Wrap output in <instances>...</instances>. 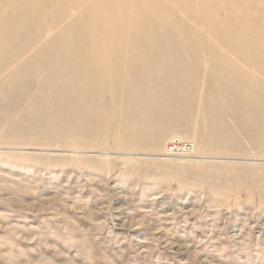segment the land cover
Instances as JSON below:
<instances>
[{
    "label": "rangeland",
    "instance_id": "1",
    "mask_svg": "<svg viewBox=\"0 0 264 264\" xmlns=\"http://www.w3.org/2000/svg\"><path fill=\"white\" fill-rule=\"evenodd\" d=\"M43 1L0 0V264H264V0H129L149 46Z\"/></svg>",
    "mask_w": 264,
    "mask_h": 264
},
{
    "label": "bare ground",
    "instance_id": "2",
    "mask_svg": "<svg viewBox=\"0 0 264 264\" xmlns=\"http://www.w3.org/2000/svg\"><path fill=\"white\" fill-rule=\"evenodd\" d=\"M87 0H73V3H74V5H76V7H78L79 6V8H80V4H82L83 2H86ZM129 1V0H128ZM127 1V2H128ZM132 1V0H131ZM146 1V0H145ZM148 1V0H147ZM146 1V2H147ZM156 1V0H155ZM159 0H157V2H158ZM169 1V0H168ZM177 1V0H176ZM192 1V0H191ZM198 1V0H197ZM196 1V2H197ZM201 1V0H200ZM42 2H43V4H44V1L42 0ZM57 2V1H56ZM119 2V1H118ZM118 2H117V4H118ZM130 2V1H129ZM128 2V3H129ZM161 2V1H160ZM179 2H180V0H179ZM52 3H54V2H52ZM87 3V2H86ZM131 3V2H130ZM166 3V0L163 2V4H165ZM169 3V2H168ZM175 3H177V2H175ZM183 3V2H182ZM201 3V2H200ZM18 4V3H17ZM36 4V3H35ZM42 4V5H43ZM141 4H143V5H139V6H137L135 3H131V4H119V5H117L116 7L114 6H112L110 3H105L104 5H102V6H100V7H94L93 6V4H89V3H87V7L85 8V9H83V12L84 13H87V14H89L90 16L92 15L94 18H93V22H92V25L90 26V28H89V30H90V32H91V34L92 35H94V36H97V35H99V34H104V33H107L106 32V30H104L105 28H107V27H111V28H113L114 30H115V32L116 33H125L126 35H131V38L132 37H135L136 38V40L137 41H139L140 39H141V32H143V33H145L146 35H149V36H152L151 34H153V32L156 30V29H158V28H160L161 27V25L162 24H164L163 23V18H162V20H159V21H157V19L155 20V17H157V16H153L154 17V21L153 20H151V18H153V17H151L152 15H151V13H152V11L154 10V6L152 7H149L147 4H144V3H142L141 2ZM158 4V3H157ZM185 4H186V2H185ZM188 4V3H187ZM196 4V3H195ZM45 5V4H44ZM160 5V4H159ZM177 5V4H176ZM182 5V4H181ZM40 6V5H39ZM161 6V5H160ZM168 6V5H167ZM170 6V8H171V5H169ZM179 6V5H178ZM202 6V5H201ZM44 7V6H43ZM53 7V6H52ZM156 7H159V6H156ZM163 8L165 7V6H162ZM181 7V6H180ZM157 10H158V8H156ZM167 10H169L168 9V7L166 8ZM177 9H178V7H177ZM186 9V8H185ZM159 10H160V7H159ZM164 11H165V8L163 9ZM180 10V9H179ZM178 10V11H179ZM201 10V9H200ZM162 11V10H161ZM164 11H162L161 12V15H162V13L164 14ZM170 11H172V10H170ZM181 11V10H180ZM156 12V11H155ZM159 12V11H158ZM166 12V11H165ZM169 12V11H168ZM175 12H177L176 10L174 11V14H175ZM112 14V15H110V14ZM154 13V12H153ZM171 13V12H170ZM170 13H168V14H170ZM166 14V13H165ZM154 15V14H153ZM160 15V16H161ZM107 16H109L111 19H109V18H107ZM165 16H167V15H165ZM172 16V15H171ZM174 16V15H173ZM187 16V15H186ZM175 17V16H174ZM185 17V16H184ZM102 18H106V20H104L103 21V19ZM157 18H159V17H157ZM171 18V17H170ZM161 19V18H160ZM165 19H166V17H165ZM176 19V18H175ZM178 19V18H177ZM177 19H176V22H177ZM182 19V18H181ZM24 20V19H23ZM161 21V22H160ZM168 22L170 21V20H167ZM191 21V20H190ZM106 22H110L111 23V25H106L105 23ZM173 22L174 23H176L175 22V20H173L172 21V24H173ZM179 22H180V20H179ZM61 23V22H60ZM108 24V23H107ZM181 24V23H180ZM164 26V25H163ZM167 26L168 25H166V27L165 28H163L164 29V31L166 30V28H167ZM174 26V25H173ZM173 26H171V27H173ZM177 26H179V23H178V25ZM188 26H189V24H188ZM5 27H7L6 25H5ZM169 27H170V24H169ZM169 27L167 28L168 30H169ZM170 27V28H171ZM174 28V27H173ZM172 28V29H173ZM193 28V27H192ZM110 29V28H109ZM175 29V28H174ZM173 29V30H174ZM177 29V28H176ZM180 29V28H179ZM189 29H191V28H189ZM194 29V28H193ZM196 29V28H195ZM194 29V30H195ZM8 30V29H7ZM161 30H162V28H160L159 29V31L158 32H160V33H162L161 32ZM168 30H166L165 32H167ZM193 30V31H194ZM176 31V34H178V30H175ZM183 31H184V29H183ZM191 32H192V29L190 30ZM42 32V31H41ZM164 32V33H165ZM169 32V31H168ZM167 32V33H168ZM160 33H159V35H160ZM170 33V35H172V34H174V33H172L171 34V32H169ZM181 33H183V32H181ZM187 33V32H186ZM134 34H136V36H134ZM184 34V33H183ZM85 35V34H84ZM144 35V34H143ZM142 36V37H146L147 38V36ZM158 35V34H157ZM190 36V35H189ZM234 36H235V34H234ZM238 36H240V35H238ZM41 37V36H40ZM124 37V36H123ZM166 37H167V35H166ZM165 37V38H166ZM179 37V36H178ZM94 38V37H93ZM115 38H116V36H115ZM122 38V37H121ZM128 38V37H127ZM149 38L150 37H148L147 38V40H146V42H145V44L147 43L148 44V41H149ZM160 38V37H159ZM162 38V37H161ZM164 38V37H163ZM163 38H162V40H163ZM236 38V37H235ZM239 38V37H238ZM238 38H237V40H238ZM240 38H241V36H240ZM42 39V38H41ZM91 39V38H90ZM105 39H106V37H105ZM179 39V38H178ZM177 39V41H179ZM103 40V39H102ZM141 40H145V38L143 39H141ZM224 40H226V39H224ZM236 40V41H237ZM240 40H242V39H240ZM93 41H94V39H93ZM101 41V40H100ZM135 41V40H134ZM158 41V40H157ZM160 41V40H159ZM171 41V40H170ZM181 41V40H180ZM192 41V40H191ZM196 41V40H195ZM235 41V42H236ZM96 42V41H95ZM106 42V41H105ZM141 42H144V41H141ZM167 42V41H166ZM176 42V41H175ZM182 42H183V40H182ZM239 42V41H238ZM237 42V43H238ZM240 42H242V41H240ZM116 43V42H115ZM125 43V42H124ZM133 43V42H132ZM137 43H139V42H137ZM151 44L152 43H154V42H150ZM186 43V42H185ZM175 44V43H174ZM133 45V44H132ZM137 45V44H136ZM144 45V44H143ZM143 45H139L138 47H140V46H143ZM157 45V44H156ZM169 45V44H168ZM180 45V44H179ZM195 45V44H194ZM88 46H89V44H88ZM106 46V45H105ZM148 46H149V44H148ZM160 46V45H159ZM93 47V46H92ZM129 47H130V45H129ZM146 47H147V45H146ZM152 47H153V45H152ZM94 48V47H93ZM135 48H137V47H135ZM144 48H145V45H144ZM144 48H142V51H143V49ZM151 48V47H150ZM149 48V49H150ZM155 48H156V46H155ZM159 47H157L156 49H158ZM91 49V48H90ZM138 49V48H137ZM141 49V47L138 49V50H140ZM147 49V48H146ZM166 49V48H165ZM30 50V49H29ZM87 50V49H86ZM113 50V49H112ZM132 50V49H131ZM130 50V51H131ZM151 50H152V48H151ZM153 50H154V48H153ZM142 51H141V54L140 55H142L143 53H142ZM146 51V50H145ZM149 51V50H148ZM155 51V50H154ZM160 51V50H159ZM89 52V51H88ZM87 52V53H88ZM127 52V51H126ZM151 52V51H150ZM150 52L148 53V54H150ZM162 52V51H161ZM97 53V52H96ZM152 53V52H151ZM128 54V53H127ZM147 54V53H146ZM154 54V53H153ZM133 55V54H132ZM135 55H136V52H135ZM139 55V54H138ZM139 55V56H140ZM145 55V54H144ZM143 55V56H144ZM160 55V54H159ZM245 54H243V56H244ZM86 56V55H85ZM127 56V55H126ZM138 56V57H139ZM153 56V55H152ZM161 56V55H160ZM135 57V56H134ZM136 57H137V55H136ZM145 57L148 59V57L145 55ZM145 57H141V58H144V59H146ZM150 57V56H149ZM124 58H125V56H124ZM129 58H131V56L129 57ZM140 58V59H141ZM162 58V57H161ZM242 58H244V57H242ZM122 59V58H121ZM126 59V58H125ZM132 59H133V57H132ZM139 58H136V59H134V62L136 63L137 62V60H138ZM150 59V58H149ZM155 59V58H154ZM127 60H128V58H127ZM127 60H124V62L125 61H127ZM141 60H143V59H141ZM140 60V61H141ZM161 60V59H160ZM120 60H119V57H115L113 60H111V63H118ZM139 61V60H138ZM154 61V60H153ZM130 62H131V64L132 63H134L133 61H131V59H130ZM93 63H94V61H93ZM93 63H92V65H93ZM121 63V62H120ZM135 63H134V65H135ZM139 63V62H138ZM142 63H143V61H142ZM82 64V63H81ZM122 64V63H121ZM130 64V63H129ZM137 64V63H136ZM144 64H146V63H144ZM144 64L142 65V66H144ZM256 64V63H255ZM125 65V64H124ZM141 65V64H140ZM165 65H166V63H165ZM259 65V64H258ZM82 66V65H81ZM97 66H99V65H97ZM112 66V65H111ZM118 66H120V65H118ZM122 66V65H121ZM130 66V65H129ZM132 66V65H131ZM131 66H130V69H131ZM136 66V65H135ZM134 66V67H135ZM167 66V65H166ZM92 67V66H91ZM104 67V66H103ZM138 67V66H137ZM136 67V68H137ZM146 67V65L144 66V68ZM147 67H148V65H147ZM163 67H164V65H163ZM252 67V66H251ZM258 67V66H257ZM143 68V69H144ZM154 69H155V67H153ZM152 68V69H153ZM111 69V68H110ZM125 69H126V65H125ZM129 69V70H130ZM135 68H133V70H134ZM139 69H142L141 67L139 68ZM138 69V70H139ZM148 69V68H147ZM117 70H119L118 68H117ZM116 70V71H117ZM122 70V69H121ZM120 70V71H121ZM128 70V69H127ZM158 70H159V68H158ZM95 71V70H94ZM99 71V70H98ZM97 71V72H98ZM105 71H107V70H104V72ZM113 71V70H112ZM115 71V70H114ZM126 71V70H125ZM135 71V70H134ZM91 72H92V70H91ZM123 72H124V70H123ZM123 72L121 73L122 75H123ZM148 72V71H147ZM162 72V71H161ZM105 73H107V72H105ZM113 73V72H112ZM120 73V72H119ZM127 73V72H126ZM142 73V72H141ZM160 73V72H159ZM262 73V72H261ZM96 74V73H95ZM116 74V73H115ZM114 74V75H115ZM130 74H131V71H130ZM130 74H128V75H130ZM134 74V73H133ZM156 74V73H155ZM97 75V74H96ZM100 75V74H99ZM113 75V74H112ZM118 75V74H117ZM121 75V76H122ZM126 77H127V75L126 74H124ZM158 75V74H157ZM156 75V76H157ZM163 75V74H162ZM247 74H245V76H246ZM258 75V74H257ZM95 76V75H94ZM98 76V75H97ZM97 76H96V78H97ZM105 76V75H104ZM125 76H123V78H125ZM131 76H133V75H131ZM243 76V75H242ZM92 77V76H91ZM102 77V76H101ZM107 76H105V78H106ZM114 77V76H113ZM244 77V76H243ZM133 78H135L134 76H133ZM132 78V79H133ZM145 78V77H144ZM102 79V78H101ZM118 79V78H117ZM122 79V78H121ZM159 79V78H158ZM93 80V79H92ZM91 80V81H92ZM95 80V79H94ZM93 80V81H94ZM115 80V79H114ZM137 80V79H136ZM160 80V79H159ZM66 81V80H65ZM113 81V80H112ZM119 81V80H118ZM123 81V80H122ZM135 81V80H134ZM138 81V80H137ZM59 82V81H58ZM61 82V81H60ZM67 82V81H66ZM71 82V81H70ZM95 82V81H94ZM124 82H125V79H124ZM131 82H132V80H131ZM130 82V83H131ZM136 82V81H135ZM134 82V83H135ZM92 83V82H91ZM90 83V84H91ZM104 83H106V82H104ZM114 83V82H113ZM119 83H121L120 81H119ZM129 83V84H130ZM151 83V82H150ZM154 83V82H153ZM54 84V83H53ZM68 84V83H67ZM95 84V83H94ZM97 84H99V83H97ZM96 84V85H97ZM108 84V83H107ZM128 84V83H127ZM132 84V83H131ZM130 84V85H131ZM145 84V83H144ZM72 85H74V84H72ZM93 85V84H92ZM114 85H117V84H114ZM114 85H112V87L114 86ZM121 85V84H120ZM133 85V84H132ZM135 86L137 85V84H134ZM141 85V84H140ZM55 86V85H54ZM68 86V85H67ZM71 86V85H70ZM70 86H68V87H70ZM98 87H99V85H97ZM122 86H124V84H122ZM122 86H121V88H122ZM126 87L128 86V85H125ZM134 86V87H135ZM142 86H144V85H142ZM148 86H149V84H148ZM153 86H154V84H153ZM45 87V86H44ZM94 87H96V86H94ZM106 87V86H105ZM104 87V88H105ZM111 87V88H112ZM115 87V86H114ZM125 87V88H126ZM132 87V86H131ZM134 87H132V90H134L135 92H136V87L134 88ZM155 87V86H154ZM52 88H55V87H52ZM72 88V87H71ZM70 88V89H71ZM108 88V87H107ZM117 87H115L114 88V92H116V98L117 97H120V96H118L117 95V91L115 90ZM134 88V89H133ZM138 88H139V90H140V88H141V86L139 87L138 86ZM145 88V87H144ZM147 88V87H146ZM74 89V88H73ZM79 89V88H78ZM80 89H81V87H80ZM109 89V88H108ZM113 89V88H112ZM111 89V90H112ZM119 89V88H118ZM117 89V90H118ZM126 89H130L129 87H127ZM149 89V88H148ZM92 90V89H91ZM105 90V89H104ZM120 90V89H119ZM118 90V91H119ZM123 90V89H122ZM125 90V89H124ZM127 90V91H128ZM131 90V89H130ZM129 90V91H130ZM131 90V91H132ZM142 90V89H141ZM151 90H153V88L151 89ZM158 90V89H157ZM52 91H54L53 89H52ZM66 91H67V89H66ZM70 91V90H69ZM71 91H72V89H71ZM76 91V90H75ZM129 91L127 92L128 93V95H129ZM133 91V92H134ZM156 91V90H155ZM124 92H126V91H123V95H124ZM151 92H153V91H151ZM151 92H149V93H151ZM161 92V91H160ZM159 92V93H160ZM64 93H65V91H64ZM68 93V92H67ZM103 93V92H102ZM105 93V92H104ZM121 93H122V91H121ZM131 93V92H130ZM140 93H144V92H140ZM153 93H155V92H153ZM158 93V92H157ZM74 94H75V92H74ZM110 94V93H109ZM113 94V93H112ZM119 94V93H118ZM126 94V93H125ZM152 94V93H151ZM71 95V94H70ZM69 95V96H70ZM73 95V94H72ZM114 95V94H113ZM131 95H132V93H131ZM130 95V96H131ZM134 95H136V93H134ZM154 95V94H153ZM156 95H158V94H156ZM69 96H66V97H69ZM82 96V95H81ZM104 96H105V94H104ZM108 96V95H107ZM107 96H106V100H107ZM110 96V95H109ZM108 96V97H109ZM126 96V95H125ZM138 95H136V97H137ZM129 97V96H128ZM133 97V96H132ZM135 97V96H134ZM151 97V96H150ZM81 98V97H80ZM114 98H115V96H114ZM122 98V97H121ZM71 99V98H70ZM124 99V98H123ZM130 99H134V98H130ZM141 99V98H140ZM146 99H147V97H146ZM146 99H143V100H146ZM151 100V99H150ZM141 101V100H140ZM147 101H145L144 103H146ZM149 102V101H148ZM140 103V102H139ZM138 103V104H139ZM144 103H143V105H144ZM116 105V104H115ZM140 105H141V103H140ZM142 105V106H143ZM137 106H139V105H137ZM116 107V106H115ZM141 107V106H140ZM110 109V108H109ZM105 112V111H104ZM109 112V111H108ZM103 114V113H102ZM106 114V113H105ZM106 116V115H105ZM115 117V116H114ZM102 117H100V119H101ZM105 119V118H104ZM104 122V121H103ZM107 124V123H106ZM106 129V128H105ZM99 130H101V129H99ZM100 132V131H99ZM100 135V134H99ZM115 136V135H114ZM101 139V138H100ZM116 140H118V139H116ZM173 148V147H172ZM176 150V149H175ZM176 151H178V150H176ZM77 152V151H76ZM75 152V153H76Z\"/></svg>",
    "mask_w": 264,
    "mask_h": 264
},
{
    "label": "built area",
    "instance_id": "3",
    "mask_svg": "<svg viewBox=\"0 0 264 264\" xmlns=\"http://www.w3.org/2000/svg\"><path fill=\"white\" fill-rule=\"evenodd\" d=\"M187 147V150H190V148H191V145H188V146H186ZM192 149V148H191Z\"/></svg>",
    "mask_w": 264,
    "mask_h": 264
}]
</instances>
